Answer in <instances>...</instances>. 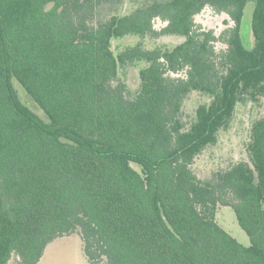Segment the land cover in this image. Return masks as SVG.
Masks as SVG:
<instances>
[{
    "label": "trees",
    "instance_id": "obj_1",
    "mask_svg": "<svg viewBox=\"0 0 264 264\" xmlns=\"http://www.w3.org/2000/svg\"><path fill=\"white\" fill-rule=\"evenodd\" d=\"M248 1L0 0V264H37L74 232L90 264H264V114L247 161L207 179L192 168L237 103L264 97V0H252L249 46ZM205 6L233 26L195 28ZM127 35L183 39L115 54L112 40ZM139 61L129 97L118 71ZM13 78L46 119L21 103ZM192 91L209 101L186 127ZM221 205L248 246L215 220Z\"/></svg>",
    "mask_w": 264,
    "mask_h": 264
},
{
    "label": "rangeland",
    "instance_id": "obj_2",
    "mask_svg": "<svg viewBox=\"0 0 264 264\" xmlns=\"http://www.w3.org/2000/svg\"><path fill=\"white\" fill-rule=\"evenodd\" d=\"M254 8V2L248 1L244 8L241 33L246 45L252 43L250 35V21ZM104 11L100 16L104 17ZM195 28L199 30H212L215 36L226 28L233 26L232 20L225 13H218L210 6H205L194 16ZM161 19H154L153 26L156 30L164 26ZM183 38L179 36L161 35L158 37H140L127 35L112 40V50L115 54L127 46L140 43L145 48H153L158 45L172 47ZM216 51L222 50L225 46L222 42L214 43ZM143 61L133 62L121 66L118 71V80L122 81L127 88V95L133 97L139 87V70L145 67ZM12 85L21 101L41 118L46 119L42 109L27 95L22 86L13 78ZM209 101L207 95L197 91L190 92L184 99L181 117L186 127L194 119L195 109L201 104ZM264 114V97L257 101L245 100L236 104L233 116L226 128L220 129L214 144L206 146L195 158L192 168L200 179H207L212 175L239 161H247V143L250 138V127L253 121ZM217 223L233 236L242 245L250 244L249 237L237 223L233 208L231 206H218L215 213ZM9 264H18V258L12 255ZM37 264H90L82 251L80 236L74 232L69 235L58 237L49 243Z\"/></svg>",
    "mask_w": 264,
    "mask_h": 264
}]
</instances>
